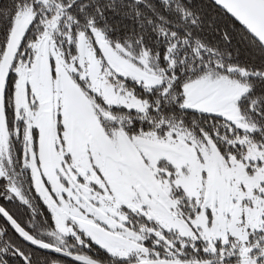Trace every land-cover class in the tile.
Returning a JSON list of instances; mask_svg holds the SVG:
<instances>
[{"label":"snow or ice","instance_id":"snow-or-ice-1","mask_svg":"<svg viewBox=\"0 0 264 264\" xmlns=\"http://www.w3.org/2000/svg\"><path fill=\"white\" fill-rule=\"evenodd\" d=\"M0 264H264V0H0Z\"/></svg>","mask_w":264,"mask_h":264}]
</instances>
